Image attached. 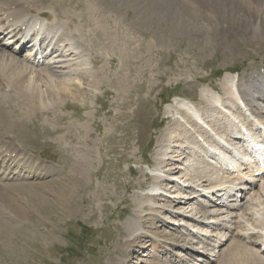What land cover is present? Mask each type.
Segmentation results:
<instances>
[{"label": "rangeland", "instance_id": "1", "mask_svg": "<svg viewBox=\"0 0 264 264\" xmlns=\"http://www.w3.org/2000/svg\"><path fill=\"white\" fill-rule=\"evenodd\" d=\"M12 1L41 17L51 15L63 34L80 39L95 72L82 80L81 94L55 97L45 109L18 84L0 83V139L37 160L41 171L33 174L15 160L0 159V264H113L120 256L124 264H203L196 252L180 249L179 216L155 221L152 230L167 247L155 248L145 239L127 248L124 221L154 183L149 168L157 164L163 127L173 120L164 106L174 98L204 106L199 90L210 86L223 92L226 72H237L239 79L255 75L264 68V36L254 39L247 14L225 0ZM9 41L0 39V52L23 57L25 50L17 54ZM119 110L128 117H120ZM127 121L133 123L129 130ZM79 122L89 123L91 136L73 128ZM81 146L91 148L84 153L83 177L69 167ZM151 216L146 215L147 224L154 222ZM223 223L225 230L207 229L226 237L233 222ZM187 238H192L185 240L187 247L202 246L196 237ZM209 254L207 249L203 257Z\"/></svg>", "mask_w": 264, "mask_h": 264}, {"label": "bare ground", "instance_id": "2", "mask_svg": "<svg viewBox=\"0 0 264 264\" xmlns=\"http://www.w3.org/2000/svg\"><path fill=\"white\" fill-rule=\"evenodd\" d=\"M224 2L241 6L248 16L246 20L250 22L249 30L254 39L261 34L264 36V0ZM43 16L33 13L19 1L0 0V35L7 36L10 44L16 43L15 52L26 48L21 58L0 52V73L4 74L0 76V83L18 84L27 95L39 100L40 108L45 109L54 105L51 100L55 97L61 99L69 93L77 94L75 90L79 92L82 88V80L95 71L90 70L80 39L74 40L71 32L63 34L62 29L54 25L51 15L44 12ZM257 73L255 77L241 82L235 75L226 74L221 84L223 94L210 86L201 88L199 96L205 102L204 106L181 98H174L164 106L165 114L173 120L163 127L158 140L157 164L149 168L154 183L146 193L148 197L136 204L134 216L124 221L127 248L143 244L145 239L155 244V248L163 245L165 239L152 230L156 227L155 221L171 222L170 217L177 219L179 216V222L175 223L181 232L178 239L183 242L179 243V247L188 254L196 252V259L203 264H209L212 258L216 260L219 256H222V264H264V168L247 157L250 152L246 149V142L256 136L255 131L264 139V71ZM119 116L127 118L128 113L119 110ZM131 123L128 122L127 130ZM72 125L78 132L83 128L84 134L91 136L88 122ZM94 127L97 129L98 125ZM136 132L139 134L142 131ZM124 136L127 139L131 137L128 131ZM124 136L117 139L120 145L126 140ZM77 141L83 140L77 137ZM114 146L110 147L113 149ZM84 147H80L82 155L79 150L70 161L69 167L74 176L80 174L83 177L86 173L88 160L84 153L91 152V148L85 150ZM7 156L13 157L12 160L33 174L41 172L39 166L36 169L37 160L32 161L10 141L0 139V157L5 161ZM233 201H238V205L235 206ZM178 204L184 207L175 208ZM148 213L154 221L149 224L146 223ZM226 218L233 222L227 237L223 238L224 231L214 234L207 229L214 227L219 230L222 227L225 230L223 220ZM201 224L205 229L200 228ZM188 236L196 237L202 246L187 247L185 240L188 239L189 243L192 239ZM207 249L210 254L204 258ZM125 259V256L115 258L113 264H124Z\"/></svg>", "mask_w": 264, "mask_h": 264}]
</instances>
